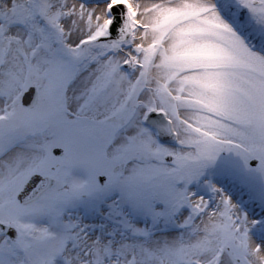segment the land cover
Masks as SVG:
<instances>
[{"label": "snow or ice", "instance_id": "1", "mask_svg": "<svg viewBox=\"0 0 264 264\" xmlns=\"http://www.w3.org/2000/svg\"><path fill=\"white\" fill-rule=\"evenodd\" d=\"M0 264H264V0H0Z\"/></svg>", "mask_w": 264, "mask_h": 264}, {"label": "bare ground", "instance_id": "2", "mask_svg": "<svg viewBox=\"0 0 264 264\" xmlns=\"http://www.w3.org/2000/svg\"><path fill=\"white\" fill-rule=\"evenodd\" d=\"M142 2H145V3H147V2H149V0H142Z\"/></svg>", "mask_w": 264, "mask_h": 264}]
</instances>
